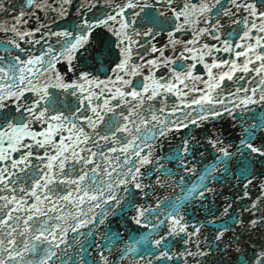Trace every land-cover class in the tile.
<instances>
[{"label":"snow or ice","instance_id":"6c2138e0","mask_svg":"<svg viewBox=\"0 0 264 264\" xmlns=\"http://www.w3.org/2000/svg\"><path fill=\"white\" fill-rule=\"evenodd\" d=\"M77 2L61 27L72 0H0V264H264L240 239L264 229V115L236 114L264 112V0ZM37 11L51 28L28 25ZM225 114L239 140L210 135L211 159L188 139L155 154L157 136ZM162 160L183 172L172 197ZM221 173L257 190L243 219L204 203ZM120 215L144 230L125 236Z\"/></svg>","mask_w":264,"mask_h":264},{"label":"water","instance_id":"95a60500","mask_svg":"<svg viewBox=\"0 0 264 264\" xmlns=\"http://www.w3.org/2000/svg\"><path fill=\"white\" fill-rule=\"evenodd\" d=\"M17 6H19V0H16ZM57 3L60 0H56ZM78 6L77 0H72V5L68 7V16L64 17L62 20H56V24L61 27H70L72 22L75 20L76 16V7ZM55 7V4H53ZM14 13H10L13 15ZM46 15L48 18H46ZM39 18V20H37ZM52 18V13L45 14L43 11H37L35 16L28 18L29 26H36L38 22H43L48 24L51 28L50 20ZM0 19L8 20L7 16H4L0 13ZM56 30V29H53ZM3 36V33H0V37ZM94 47L99 45V40L96 37H93ZM160 39V38H158ZM163 43V40L160 41ZM74 63H76L74 61ZM60 71H64L66 65L64 62H61L57 65ZM71 75V73H69ZM249 112H243L240 109L236 110V114L239 115V118L245 120L247 123L251 124L255 118H259L261 115H264V112L261 111L259 106L252 108ZM235 115V114H234ZM194 118V116H193ZM240 127L237 120L233 119V117L228 115H223L216 119L210 121H204L203 123H197L194 127L191 124H188L185 128L179 129H170L164 136H157L156 144L154 151L156 155L165 156L170 154V149H177L184 139L189 140V146L193 150V156L197 159L200 158L199 154H202L205 160L211 159V150L207 149V138L211 135L213 137H219L225 143H238L239 140ZM195 141V143H193ZM198 150V152H197ZM189 160H192V157H189ZM162 163L165 167L171 169L177 175L175 177H170L167 175L161 174V180L165 181L163 187L157 185L159 195L172 197L179 192V186L173 183V180H179L180 175L183 174L182 169L177 167L176 162L171 160H162ZM195 163V161H193ZM200 164H196L197 171L193 174L184 176V180L187 183H191L196 179V176L199 175L200 172ZM257 175L264 172V167L257 165L256 168ZM215 175V174H213ZM209 187L214 188V192L205 193L207 196V200L204 201L205 205L209 208L213 209H222L226 206V203L232 205V209H235L238 213H243V205H246L250 198L254 199L257 194V190L255 187L250 188V196L244 197L243 192L239 184L236 183L235 180L228 177H224L221 173L220 180L214 181ZM239 197V199H237ZM230 209L229 211H232ZM131 213H126V215H130ZM126 215L115 216L111 220V226L114 229H119L127 236L130 232H136L137 230H144L141 226H137L127 221ZM197 217L202 215V212L197 209L196 211ZM247 216V213H243L242 219ZM126 226L127 231L124 230ZM238 233L240 229H237ZM240 239L246 244H260L264 243V229L258 231H248L244 232L241 235ZM224 264H228V257H224Z\"/></svg>","mask_w":264,"mask_h":264}]
</instances>
